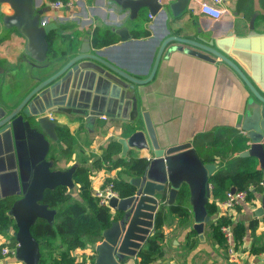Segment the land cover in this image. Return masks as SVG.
I'll return each instance as SVG.
<instances>
[{
	"label": "crops",
	"instance_id": "0c3cea01",
	"mask_svg": "<svg viewBox=\"0 0 264 264\" xmlns=\"http://www.w3.org/2000/svg\"><path fill=\"white\" fill-rule=\"evenodd\" d=\"M48 1L34 0V3L37 8L46 7L45 18L55 21L59 26L58 30L49 34L52 40L50 55L62 51L68 45H74L76 49L82 39L87 38L92 42L95 38L101 43L98 47L104 51L105 57L128 72L144 77L150 72L158 44L166 35L210 41L231 27L232 43L223 44V48L250 77L255 79L257 74L264 71V0H225V11L219 19L189 9L170 21L150 15L145 8L136 19L130 20L128 11L109 0H64L70 5L56 12L48 8ZM11 12L7 3H0V80L2 91L15 95L30 87L41 64L33 62L24 54L25 38L15 28L3 24L2 17ZM124 28L127 30L124 31ZM175 43L172 41L164 49L152 79L135 86L136 100L134 96L121 100L110 97L104 92V83L99 81L96 88L81 93L74 100L83 107L88 106V111L78 108L80 114L66 111L50 114L57 124L66 125L77 141L69 159L65 156L57 158L56 168L77 164L78 154H100L110 138L123 136V126L133 115L135 104L140 110L149 111L161 146L190 141L204 162L215 164V170L221 156H237L247 147L245 140L242 144H234L233 134L226 131L228 127L242 134L235 127V122L244 100L250 94L247 87L220 59L208 60L183 50L170 49ZM101 103L107 110L100 113ZM234 146L238 151L231 154L229 148ZM210 154L213 156L212 161L207 159ZM130 156L148 158L149 153L146 150H131L126 158ZM256 168H259L257 161ZM116 175V169L94 170L90 176L92 189L103 184L106 177ZM16 186L15 171L1 170L0 198H16L17 194H9ZM263 192L264 189L255 192L254 198L240 204L235 210L234 220L247 222L254 217L252 212L260 204ZM212 200L216 203L219 201L210 194L209 201ZM169 205L159 204L157 207L156 215L163 209L167 221L161 226L164 254L152 264H264V250L258 253L249 251L253 240L249 233L243 236L239 244L237 259H228L225 247L213 242L210 237L207 223L202 232L203 239L197 234L196 244L188 247L185 243L186 228L168 213ZM110 211L114 213L111 207ZM215 216H218V209ZM257 218L259 225L255 234L261 235L264 233V222L261 217ZM154 232L155 227L152 234ZM152 234L147 236L141 247ZM8 240L7 235L0 236V244L8 243ZM262 243L264 236L257 241L259 245ZM94 245L73 250L71 254L75 261L89 262L91 256L93 258L95 255ZM127 260L142 264L138 252L127 257ZM0 264L24 263L16 259L14 254H8L0 256Z\"/></svg>",
	"mask_w": 264,
	"mask_h": 264
},
{
	"label": "water",
	"instance_id": "95a60500",
	"mask_svg": "<svg viewBox=\"0 0 264 264\" xmlns=\"http://www.w3.org/2000/svg\"><path fill=\"white\" fill-rule=\"evenodd\" d=\"M109 1L128 11L130 20L136 19L143 8L165 21L197 8L195 0ZM0 3H7L12 9L10 14L2 17L3 24L15 28L25 38L24 54L41 64L34 82L23 91L8 95L0 86V171H15L17 178L16 189L9 194L18 196L7 209L16 225V259L24 264H38L39 244L30 227L38 218L52 223L55 214V209L41 202L44 190L57 185L71 189L75 185L72 174L77 164L56 168L54 160L48 157L51 144L61 147V138L56 131L58 124L50 114L60 111L80 114L78 108L88 111V106L83 107L74 100L81 93L96 88L99 81L104 83V92L110 97L121 100L134 96L135 99V86L152 79L164 49L172 41L177 43L170 49L183 50L208 60L220 59L249 90L235 122L247 146L238 156L256 159L264 188V71L257 74L255 80L223 48V44L232 43L231 27L210 41L166 35L158 44L150 72L139 77L105 57L95 38L92 42L82 39L78 48L68 45L50 55L52 40L49 34L59 26L45 18L47 8H37L34 0H0ZM100 106V113L107 110L102 103ZM122 134L117 137L121 143L120 156H126L131 150H146L149 157L142 156L147 160L142 174L128 179L134 192L125 197H110L108 206L114 210L112 221L94 245L92 264H136L127 257L134 256L147 236L153 233L159 204H172L183 185L188 189L192 228L200 239H203L204 225L211 220L205 205L211 194L209 177L215 170L213 162H204L190 141L161 146L149 111L140 110L137 104L123 126ZM235 189V186L230 187V191ZM252 215H264V192Z\"/></svg>",
	"mask_w": 264,
	"mask_h": 264
},
{
	"label": "trees",
	"instance_id": "16d2710c",
	"mask_svg": "<svg viewBox=\"0 0 264 264\" xmlns=\"http://www.w3.org/2000/svg\"><path fill=\"white\" fill-rule=\"evenodd\" d=\"M101 44V43H100ZM57 134L61 138V147L51 144L48 157L54 160V167L59 156L69 159L74 152L76 138L64 124L56 126ZM226 131L233 134V142L242 144L244 139L236 129L226 127ZM240 148V147H239ZM121 143L114 137L102 147L100 154L87 153L78 154L77 165L72 174L74 187L68 188L65 185H57L53 189H45L41 202L46 203L49 208L55 209L53 222L38 218L30 227V232L38 241L40 257L38 264H92L93 258L86 262L75 261L71 254L76 248L93 246L101 239V232L110 225L112 214L108 205L98 203L92 195L90 176L96 169H116L115 177H106L103 184L112 183L113 189L120 197H125L134 192V187L129 182L130 177L142 174L146 158L142 156H120ZM231 154L238 151L235 146L229 148ZM224 151V150H223ZM130 153V151H129ZM212 161L213 156L207 157ZM262 173L256 168V160L253 157H240L232 155L218 161V167L209 177L211 194L213 198L222 199L225 192L234 185L237 189H244L253 185L254 190L248 193V199L254 198L255 192L263 190L261 184ZM73 193H76L74 195ZM14 198H0V236L7 235L10 248H14L16 241L14 231L16 225L14 219L8 215L7 209ZM211 220L207 223L210 237L213 242L222 245L224 248V236L221 232V225L232 223L233 238L236 244L242 242L243 236L248 233L253 240L250 252L258 253L264 250L263 245L257 244L263 236L256 235L255 230L259 225V218L252 217L244 221H234L228 216H215L217 204L214 200L208 201L205 205ZM168 213L176 217L178 223L186 228L185 243L188 247L196 244L198 236L192 228V212L188 203V189L183 185L176 196V201L168 206ZM264 222V215L261 217ZM167 221V215L160 209L155 219V232L146 241V244L138 250V256L142 264H152L164 254V247L161 244L163 232L161 226ZM11 230V232H10ZM10 232V233H9ZM0 244V248L5 245Z\"/></svg>",
	"mask_w": 264,
	"mask_h": 264
},
{
	"label": "built area",
	"instance_id": "2783aa9c",
	"mask_svg": "<svg viewBox=\"0 0 264 264\" xmlns=\"http://www.w3.org/2000/svg\"><path fill=\"white\" fill-rule=\"evenodd\" d=\"M224 2L225 0H197L196 11L197 13L207 15L212 19H219L225 11ZM47 5L52 12H56L64 6L70 5V3L64 0H50L48 1ZM253 190V185H249L244 189L236 188L234 191H230V189H228L225 192L224 197L219 199V201L216 203L218 216H228L231 218L232 222H234L235 220L233 216L235 214L236 208L248 199V193ZM92 195L95 196L98 200V203L102 205H108V201L112 196L118 198L120 197L113 189L111 182L94 187L92 189ZM220 229L225 239L224 247L228 259L236 260L240 251V245L236 244L233 238L232 223L223 224L221 225ZM8 254H14V248L3 245L0 248V256H5ZM245 264L252 263L247 262Z\"/></svg>",
	"mask_w": 264,
	"mask_h": 264
},
{
	"label": "rangeland",
	"instance_id": "374dc122",
	"mask_svg": "<svg viewBox=\"0 0 264 264\" xmlns=\"http://www.w3.org/2000/svg\"><path fill=\"white\" fill-rule=\"evenodd\" d=\"M0 83H1V85H2V81H1V80H0ZM1 85H0V86H1ZM210 149H211V150L213 149L212 146H210ZM227 152H228V151H227ZM207 231H208V230H207Z\"/></svg>",
	"mask_w": 264,
	"mask_h": 264
}]
</instances>
